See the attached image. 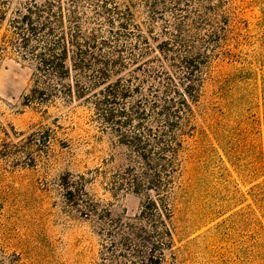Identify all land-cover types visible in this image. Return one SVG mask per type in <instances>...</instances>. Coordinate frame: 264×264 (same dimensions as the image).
I'll list each match as a JSON object with an SVG mask.
<instances>
[{
  "label": "rangeland",
  "instance_id": "rangeland-1",
  "mask_svg": "<svg viewBox=\"0 0 264 264\" xmlns=\"http://www.w3.org/2000/svg\"><path fill=\"white\" fill-rule=\"evenodd\" d=\"M45 1L0 0V10L8 20ZM132 1L133 22L140 26H131L132 33L160 38L167 24L150 18L151 0ZM158 1L168 6L162 16L169 29L181 22L190 42L209 39L200 50L212 56L202 67L199 101L168 193L173 242L162 264H264V0ZM119 6L126 11L124 1ZM7 20L0 25V45ZM214 31L218 37L207 38ZM10 50L0 56V264L128 263L132 257L113 248L119 236L106 235L107 219L99 216L109 210L124 224L138 223L142 203L155 193L112 187L111 174L126 159L94 104L106 84L81 97L60 93L29 103L35 61ZM71 75L65 84H74L75 71ZM121 76L129 77L127 71ZM66 172L84 186L97 211L66 202L60 185Z\"/></svg>",
  "mask_w": 264,
  "mask_h": 264
},
{
  "label": "trees",
  "instance_id": "trees-1",
  "mask_svg": "<svg viewBox=\"0 0 264 264\" xmlns=\"http://www.w3.org/2000/svg\"><path fill=\"white\" fill-rule=\"evenodd\" d=\"M119 1L32 2L8 20L1 9L0 25L7 20L8 27L0 56L11 49L22 59L35 61V88L26 96L29 103L51 101L60 93L81 97L94 85L106 84L100 96L95 95L94 104L97 115L125 147L126 159V164L112 172V187L153 191L155 197L149 195L142 203L138 223L124 224L112 218L109 210L99 218L107 219L106 235L119 236L112 240L113 248L119 245L126 251L121 256L132 257L126 264H162L173 242V210L167 202L168 193L182 163L192 106L199 101L202 67L212 56L200 50L209 39L199 36L190 42L181 22L176 23L174 31L169 29L170 22L162 16L168 11L165 2L151 0L148 4L150 18L155 21L160 17L167 24L159 38L132 33L131 26L140 29L133 22L134 3L122 0L126 6L123 11ZM158 2L163 3L162 8ZM90 23L100 28L87 27ZM103 23L109 28H102ZM102 29L107 33L102 34ZM213 37H218L215 31L207 34V38ZM222 38L220 35L218 41ZM151 51L157 55L151 57ZM133 63L136 66L129 67ZM72 71L74 84H65L72 78ZM123 71L129 77L123 78ZM60 185L68 204L82 202L89 211H97L96 203L87 199L84 186L72 173L62 175Z\"/></svg>",
  "mask_w": 264,
  "mask_h": 264
}]
</instances>
